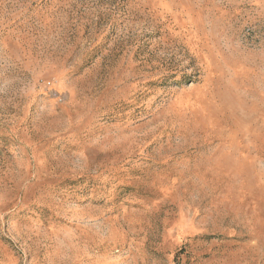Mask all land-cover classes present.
<instances>
[{
	"label": "rangeland",
	"instance_id": "rangeland-1",
	"mask_svg": "<svg viewBox=\"0 0 264 264\" xmlns=\"http://www.w3.org/2000/svg\"><path fill=\"white\" fill-rule=\"evenodd\" d=\"M0 264H264V0H0Z\"/></svg>",
	"mask_w": 264,
	"mask_h": 264
}]
</instances>
